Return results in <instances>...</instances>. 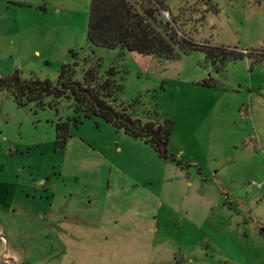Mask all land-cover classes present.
Returning <instances> with one entry per match:
<instances>
[{
  "label": "rangeland",
  "instance_id": "rangeland-1",
  "mask_svg": "<svg viewBox=\"0 0 264 264\" xmlns=\"http://www.w3.org/2000/svg\"><path fill=\"white\" fill-rule=\"evenodd\" d=\"M160 1L177 41L264 49V0ZM89 2L0 0V77L55 84L76 61L80 80L98 59L133 116L170 121L173 160L69 98L0 87V264H264V65L93 46Z\"/></svg>",
  "mask_w": 264,
  "mask_h": 264
},
{
  "label": "trees",
  "instance_id": "trees-1",
  "mask_svg": "<svg viewBox=\"0 0 264 264\" xmlns=\"http://www.w3.org/2000/svg\"><path fill=\"white\" fill-rule=\"evenodd\" d=\"M165 6L160 0H149L146 7L131 0H90L87 21V40L93 46L109 49L121 48L141 54H157L171 59L174 47L183 52L202 50L205 59L219 69L226 61L242 56L253 59V63L264 65V49L244 51L236 47L213 46L207 43L196 44L190 39L175 40L176 33L169 23L162 18L160 10ZM167 32L172 35H168ZM216 62L220 64L216 66ZM81 67L82 79L75 77L79 63L62 64L55 84L48 79L21 80L17 73L0 77V87L14 89L15 98L23 104L33 101L37 106L45 105L44 99L51 96L50 104L59 98L66 97L78 105L83 117L101 118L114 128L122 129L133 139L148 143L159 157L170 158L167 145L171 133L168 120L157 121L151 118L142 120L132 115L131 104L118 101V93L122 90L114 76L116 70L110 67L105 76L99 74L98 59L84 57ZM204 84H208L204 81ZM70 119L55 124L56 142L62 145L69 132ZM80 121L74 120L76 126ZM172 159V157H171ZM173 160V159H172Z\"/></svg>",
  "mask_w": 264,
  "mask_h": 264
},
{
  "label": "crops",
  "instance_id": "crops-1",
  "mask_svg": "<svg viewBox=\"0 0 264 264\" xmlns=\"http://www.w3.org/2000/svg\"><path fill=\"white\" fill-rule=\"evenodd\" d=\"M2 183H3V182H0V185H2ZM4 203H5V201H4ZM6 206H7V205H6ZM1 238H2V237H1ZM0 258L4 260V256H1Z\"/></svg>",
  "mask_w": 264,
  "mask_h": 264
}]
</instances>
